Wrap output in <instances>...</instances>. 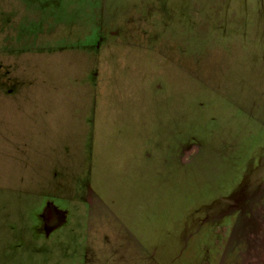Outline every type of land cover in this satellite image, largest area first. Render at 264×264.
<instances>
[{
  "label": "rangeland",
  "instance_id": "obj_1",
  "mask_svg": "<svg viewBox=\"0 0 264 264\" xmlns=\"http://www.w3.org/2000/svg\"><path fill=\"white\" fill-rule=\"evenodd\" d=\"M0 264H264V0H0Z\"/></svg>",
  "mask_w": 264,
  "mask_h": 264
}]
</instances>
